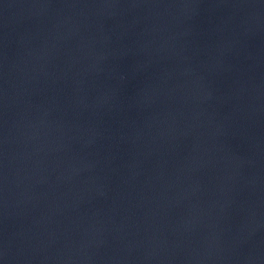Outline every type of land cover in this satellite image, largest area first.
Here are the masks:
<instances>
[{
	"label": "water",
	"instance_id": "95a60500",
	"mask_svg": "<svg viewBox=\"0 0 264 264\" xmlns=\"http://www.w3.org/2000/svg\"><path fill=\"white\" fill-rule=\"evenodd\" d=\"M0 264H264V0H0Z\"/></svg>",
	"mask_w": 264,
	"mask_h": 264
}]
</instances>
